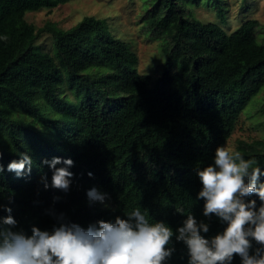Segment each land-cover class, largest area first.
Returning a JSON list of instances; mask_svg holds the SVG:
<instances>
[{
  "label": "trees",
  "instance_id": "1",
  "mask_svg": "<svg viewBox=\"0 0 264 264\" xmlns=\"http://www.w3.org/2000/svg\"><path fill=\"white\" fill-rule=\"evenodd\" d=\"M67 1L0 0V224L11 215L26 235L33 226L51 232L63 214L64 222L87 229L140 207L174 233L189 212L209 225L206 237L222 232L220 218L203 215L196 169L213 163L215 149L264 83L259 20L247 18L228 32L189 15L187 0H145L141 20L165 40L152 84L136 68L137 53L104 19L85 15L63 28L50 21L35 27L24 18L27 10ZM44 31L51 51L35 44ZM64 72L77 103L60 91ZM235 148L259 162L258 184L264 183V139L238 140ZM24 152L33 164L18 177L7 165ZM54 157L73 161L56 165L73 174L67 191L51 186L53 170L42 163ZM93 187L106 194L103 202H89ZM245 199L259 208L255 194ZM180 207L185 214L176 212ZM169 246L175 251L165 264H187L175 235Z\"/></svg>",
  "mask_w": 264,
  "mask_h": 264
},
{
  "label": "clouds",
  "instance_id": "2",
  "mask_svg": "<svg viewBox=\"0 0 264 264\" xmlns=\"http://www.w3.org/2000/svg\"><path fill=\"white\" fill-rule=\"evenodd\" d=\"M61 162L73 165L70 158L42 161L53 170L51 186L67 191L73 174L68 167H56ZM32 164L24 152L7 170L19 177L30 173ZM196 174L202 185L197 198L204 201L203 215L214 214L225 223L223 231L210 238L205 235L209 225L198 222L190 212L175 233L140 207L127 212L126 219L100 220L87 229L64 222L61 214L51 232L33 226L31 235L17 230V221L8 215L0 224V264H165L175 251L169 246L174 235L187 249V264H231L234 256L241 258V264H264V183L258 184L259 162L245 159L234 147L217 146L213 163L197 168ZM44 187L48 188L46 181ZM252 194L258 196L259 208L255 200L245 199ZM86 195L89 202H103L106 194L93 187ZM176 212L183 215L185 209ZM253 241L259 246L254 250Z\"/></svg>",
  "mask_w": 264,
  "mask_h": 264
},
{
  "label": "rangeland",
  "instance_id": "3",
  "mask_svg": "<svg viewBox=\"0 0 264 264\" xmlns=\"http://www.w3.org/2000/svg\"><path fill=\"white\" fill-rule=\"evenodd\" d=\"M144 3L145 0H69L50 8L27 10L24 18L35 27L50 21L63 28L75 24L85 15L104 19L111 33L127 41L137 53V70L149 74L154 84L162 70L165 58L162 45L165 40L163 36L149 32L141 20L145 11ZM183 4L189 15L201 21L217 22L228 32L243 20L256 18L260 22L257 37L264 41V0H187ZM35 44L43 50L51 51V34L42 32ZM66 75L64 72L60 91L77 103L80 97L68 87ZM256 139H264V83L241 110L223 146L235 148L238 140L251 142Z\"/></svg>",
  "mask_w": 264,
  "mask_h": 264
}]
</instances>
